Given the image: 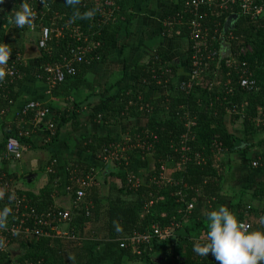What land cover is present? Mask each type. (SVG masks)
Returning a JSON list of instances; mask_svg holds the SVG:
<instances>
[{
    "label": "trees",
    "instance_id": "obj_1",
    "mask_svg": "<svg viewBox=\"0 0 264 264\" xmlns=\"http://www.w3.org/2000/svg\"><path fill=\"white\" fill-rule=\"evenodd\" d=\"M45 1L52 11L53 19L49 24L72 27L68 29L66 37L59 40V44L50 45L47 51L37 49V54L33 57L36 67L41 72L45 66L61 63L70 57L74 49L95 43L86 61L78 65L77 76L67 78L58 86L59 89L65 86L67 92L80 86L89 87L91 83L86 79L87 74L95 65L109 59L111 47L121 34L123 26L130 24L133 19L135 0H102L103 3L112 1L115 4L116 10L109 21L100 19L96 14L93 0H86V5L81 0L75 5H67L66 0ZM129 2L132 3L131 6ZM128 8H131L130 11ZM105 9L110 8L106 6ZM215 9L216 15L215 11L207 10V17L202 18L201 22L207 30V41L213 36L218 37L215 47L219 49V35L223 34L224 24L237 11L235 7L220 11L218 5ZM3 10L0 11V43H5L8 39L5 29L11 27L14 14L11 6L4 5ZM205 12L206 9H201L199 16H203ZM85 13H90L88 18H82ZM192 18L193 14L188 11L181 17L176 16L177 20L185 23ZM78 27L85 30V37L81 41L69 37L71 30ZM187 31L184 29V33L180 32V35L186 37ZM13 33L9 40L14 38V34L22 38L26 35V27ZM230 33L234 37L233 40L228 39L232 54L238 63H246L259 91L255 93L243 90L238 85V76L233 72L228 76L226 62L219 63L218 59L207 62L209 70L197 78L190 89H185L177 81L179 67L166 62L165 53L159 50L148 64L137 66L133 75L139 85H145L152 90L170 86L173 92L160 99L151 100L140 88L131 86L127 89L130 97L123 98L121 105L108 106L103 111L105 114H102L106 125L117 122L118 119L136 118L148 120L147 125L129 131L120 143L109 138H97L93 142L84 140L80 145L81 149L91 152L95 158L102 155L105 147L118 144L124 150V160L112 162V166L107 165L104 168L105 171H111L109 177L118 178L120 181L116 194L104 199L101 197L100 188H93L82 204L77 209H72L70 232L75 239L16 238L12 244L16 257L11 264H124L125 261L154 264L158 259H162L161 264H217L211 253L207 257H201L193 252L194 244L206 239L208 221L200 219L189 206L202 195L207 201L206 217L210 211L215 210L223 195V178L225 168L230 164L229 157L241 150L239 148L253 146L238 139L230 131L228 122H241L247 137L264 132V17L253 23L239 15L236 29ZM176 35L171 37H177ZM25 42L34 44L27 37ZM243 46L251 47L252 53L240 55ZM192 47L193 43L187 63L190 72ZM11 49L12 56H15L18 50L14 47ZM30 68V65L24 64L13 78H8L7 85L0 90V112L3 114L16 101L19 90L31 72ZM218 79L224 86L214 90V81L216 83ZM231 85L234 91L229 93ZM135 93L142 96L141 100ZM22 118L33 121L31 113L23 115ZM68 121L69 118L60 117L53 123L55 128L51 142L57 138L61 125ZM10 138L19 139L26 146L31 145L29 138L8 132L3 148ZM260 144V147L264 145ZM223 155L227 156L226 163L220 159ZM261 156L264 168V154ZM172 165L174 172L171 174V182L157 184L162 167ZM126 168L130 173L141 174L145 177V182L133 188L125 174L119 175ZM75 171L80 178L91 174L90 170L87 172L85 169ZM70 186L76 188L71 183ZM244 194L240 193V198H233L228 209L240 221L249 224L250 231L264 230V183L251 193L250 203L243 202ZM253 202L261 203L260 207H255ZM8 203L9 196L0 195V210L7 207ZM36 205L40 211L45 208V205ZM155 224L161 228L177 225L175 236L163 243L154 242L151 250L147 247L141 248V255L134 254L131 249L119 247L120 239L134 233H146ZM7 256L0 253V262Z\"/></svg>",
    "mask_w": 264,
    "mask_h": 264
},
{
    "label": "crops",
    "instance_id": "obj_2",
    "mask_svg": "<svg viewBox=\"0 0 264 264\" xmlns=\"http://www.w3.org/2000/svg\"><path fill=\"white\" fill-rule=\"evenodd\" d=\"M187 1L135 0L133 19L130 24L123 26L121 34L111 47L109 59L95 65L87 74L86 79L91 83L89 87L80 86L69 92L65 86L60 89L58 86L50 88L40 79V69L32 59L37 54L38 48L28 43L31 47L28 49V55L31 57L28 65L31 67V72L19 90L16 101L5 114L0 112V179L11 182L15 190L29 200L31 206L45 205L41 211L35 208L46 213L56 210L72 211L78 189L74 180L77 176L76 169L90 170L95 175L97 185L93 188H100L101 197L105 199L110 195L114 196L120 187V181L118 178L109 177L111 171L104 169L112 164L103 163L91 152L81 149L80 145L84 140L93 142L97 138H109L120 143L127 137L129 131L147 125L148 120L144 118L118 119L117 122L106 125L102 114H105L103 111L108 106L121 105L123 98L130 97L127 89L131 86L140 88L151 100L160 99L173 92L170 86L152 90L145 85H139L133 75L137 66L148 64L159 50L165 53L166 62L179 67L178 82L194 81L187 69L190 47L193 43L190 31L185 22L174 28H171L169 23L175 21L177 15L181 17L187 13L188 9L185 5ZM128 4L132 5L131 2ZM184 29L188 30L186 37L180 35V32L184 33ZM175 34L177 37L172 38L171 35ZM135 94L139 96V93ZM141 98L142 96L138 97L140 100ZM30 102H38L48 107L49 117L37 125L32 120L22 118L24 108ZM60 117H67L69 121L61 125L57 138L51 142V137L54 135L49 131V121L55 123ZM8 132L31 140V145L26 146L17 139L24 148L21 160L5 159L7 144L3 148V141ZM251 148H248V151H244L247 148H241L243 152L239 150L229 157L230 164L225 168L223 178V195L216 209L221 206L228 208L233 198L241 197L240 193H245L244 198L242 197L243 202L250 203L251 193L264 183V168L261 164L263 160L261 157L256 159L255 155L251 157L250 153L253 151ZM255 160L260 161V167H252ZM127 171H129L127 168L123 169L119 175L125 174L127 180L128 176H134L141 184L145 182V177L142 175ZM29 175H36V179L30 184L24 181ZM106 177L109 178L106 180ZM70 183L76 188H72ZM206 204V198L201 195L197 202L190 205L203 221H207ZM64 227L68 230L64 231ZM56 231L59 235L67 234L69 237H58L56 232H52V238L48 240L75 239L70 232V221L59 223ZM13 247L0 264H11L15 261L16 254L12 251Z\"/></svg>",
    "mask_w": 264,
    "mask_h": 264
},
{
    "label": "built area",
    "instance_id": "obj_3",
    "mask_svg": "<svg viewBox=\"0 0 264 264\" xmlns=\"http://www.w3.org/2000/svg\"><path fill=\"white\" fill-rule=\"evenodd\" d=\"M29 2L36 12V19L33 21L31 27L26 26V37L32 40L39 50L47 51L50 45L59 44V40L66 37L68 29L72 26L67 25L59 27V25L49 24L53 19L51 15L52 11L51 6L45 0H29ZM81 2L85 5L87 4L86 0H81ZM21 3H23V0H4V3L0 4V11H4V5L11 6L12 11L14 9L17 10ZM185 5L188 12L190 14L192 13L194 16L191 21L185 23L190 31L191 40L193 42L192 69L190 73L192 80L194 81L209 70V67L206 65L207 62H212L216 59H218L219 63L221 62L220 45L222 39L225 37L228 43V39H234L230 32L228 36H224V34L219 35V49H216L215 47V41L218 40V37L213 36L212 39L207 41V30L201 22L202 18L207 17V10L212 12L215 11L214 13L216 14V5H218L220 11H228L230 8L235 7L237 13L233 14L240 15L253 23L264 17V0H188ZM106 6L110 9L106 10ZM93 7L97 12L96 14H98L100 19L104 21H109L116 10L115 4L112 1L103 3L102 0H93ZM201 9H206L203 16H199ZM91 17L93 19V13ZM9 20H11V18ZM169 23L171 24L170 27L174 28L178 25L181 26L184 22H180V20L175 18V21ZM71 31L72 34H70L69 37L76 41H81L85 37V30L82 29V27L73 28ZM85 39L87 40V38ZM94 46L95 43H91L84 48L74 49L70 57L65 58L61 63L45 66L40 72V79L50 88H55L64 83L67 78L76 77L78 74V65L86 61L91 47ZM203 49L205 50L203 51ZM251 53L252 49L249 46H246V48L241 47L240 55L246 56ZM23 61L22 56L18 52H16L15 56H11L7 65V69L9 70L8 75L5 80L0 81V90L7 85L8 78H13L19 72L20 67L24 65ZM225 62L228 76L232 75V72L235 73L238 76V85L243 90L255 93L259 91L251 73L246 68V63H238L233 54H231ZM194 81L185 82L182 83V85L185 89H190ZM230 83L231 82H228V84ZM233 91L234 88L231 85L228 92L232 93ZM23 113L24 115L31 113L33 115L32 122L37 125L49 117L50 110L41 103L30 102L26 104ZM54 128V124L50 122L49 130L53 132L51 135H54ZM6 149L5 159L21 160L24 148L20 145L18 140L10 138L7 142ZM123 152L124 150L121 149L118 144L112 147H105L99 159L105 164L117 161L120 162L121 160H124ZM252 167H260V161H253ZM165 171L166 167H162L157 184L161 185L170 182L165 176ZM74 180L78 189L73 202V209H77L87 196L88 191L97 185V181L95 175L92 173L81 178L75 176ZM128 182L133 188H136L141 184L140 180L134 176H128ZM0 195L11 197V199H9L10 203L7 205L10 214L6 218L5 227L0 228V253H8L16 238H22L25 240L49 239L52 238V232H56L58 237H69L67 234L60 233L59 235L56 228L61 222L71 221V212L59 210L49 211L48 213L40 212L30 205L29 200L25 196L19 194L17 190H15L14 185L11 184V182L3 179H0ZM189 209H192V206H189ZM244 224L248 230L251 229L249 224ZM177 227V225H171L170 227L161 228L160 225L155 224L146 233H134L128 237L120 239L119 247L121 249H131L134 254L141 255V248L147 247L151 250L154 242L163 243L171 240L175 236Z\"/></svg>",
    "mask_w": 264,
    "mask_h": 264
},
{
    "label": "clouds",
    "instance_id": "obj_4",
    "mask_svg": "<svg viewBox=\"0 0 264 264\" xmlns=\"http://www.w3.org/2000/svg\"><path fill=\"white\" fill-rule=\"evenodd\" d=\"M4 0H0V4ZM67 5H75L79 0H66ZM12 23L17 29L31 27L36 19V12L29 0H23L19 10L14 9ZM90 13H85L88 18ZM12 56L11 46L0 43V81L8 75L7 65ZM11 199V197H9ZM10 210H0V228L5 227ZM208 230L206 239L193 246V252L201 257L212 254L217 264H264V230L250 231L245 224L228 208L221 206L207 215Z\"/></svg>",
    "mask_w": 264,
    "mask_h": 264
},
{
    "label": "rangeland",
    "instance_id": "obj_5",
    "mask_svg": "<svg viewBox=\"0 0 264 264\" xmlns=\"http://www.w3.org/2000/svg\"><path fill=\"white\" fill-rule=\"evenodd\" d=\"M17 30L18 29L15 28V26H14L13 23H12V25H11V27L9 29L8 28L5 29V33L8 36V39H7V41L5 43L8 44V45H10L11 47H14L16 50H18L17 52L20 53V55L22 56V58L24 60L23 61L24 64L27 65V64H29L30 59H31V57L28 55V49H30L31 47L28 45V43L25 42L26 41V35H24L21 38L20 36L18 37L17 34H14ZM12 33L14 34L13 35L14 38L12 40H9L10 39L9 37H11L10 35H12ZM243 47L246 48V46H243ZM249 51H250V49H249ZM28 57H29V60H27ZM32 59H34V58H32ZM222 86H224L223 85V82L218 79L216 83L214 81L213 89L214 90H215V88L216 89H221ZM228 127H229L230 131L237 136L238 139H241V140L246 141L247 143H250V144L253 145L252 146L253 149L251 148L253 151L250 153L251 157L254 156V155H255V158L256 159L262 157V156H260L261 155L260 153L264 154V145L262 147H260V145H261L260 143H264V132H260V133H257L254 136L247 137L245 135V131H244V128H243V124H241V122L236 123V125L235 124H231V123L228 122ZM245 148H247V147H245ZM240 151H242V150H240ZM244 151H248V148L245 149ZM220 159L223 162H225V163L227 162V157L225 155L221 156ZM261 159H263V158H261ZM173 167H174V165H172L169 168L166 166L165 176L168 178V180L170 182H171V180L173 178V176H171V174L174 172V168ZM127 172H129V171H127ZM139 175H141V174H139ZM253 205L255 207H260L261 203H259V202H253ZM179 213H181V210H179ZM63 230L64 231H67L68 228L64 227ZM53 240H55V238H53ZM125 264H140V263H133V262L125 261Z\"/></svg>",
    "mask_w": 264,
    "mask_h": 264
},
{
    "label": "water",
    "instance_id": "obj_6",
    "mask_svg": "<svg viewBox=\"0 0 264 264\" xmlns=\"http://www.w3.org/2000/svg\"><path fill=\"white\" fill-rule=\"evenodd\" d=\"M238 20H239L238 15H231L226 20V22L224 24V30H223L224 36L228 32H232L236 29ZM220 46H221L220 61L223 62L231 56L232 49H231V45L226 41L225 37L222 39ZM239 149H241V148H239ZM34 179H36V175H29V176L25 177L24 181H26L28 184H30ZM156 263H159V264L162 263V259L156 260Z\"/></svg>",
    "mask_w": 264,
    "mask_h": 264
}]
</instances>
